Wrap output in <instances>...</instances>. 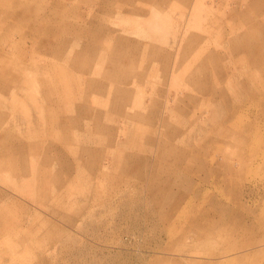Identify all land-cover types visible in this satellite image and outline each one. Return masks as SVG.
Wrapping results in <instances>:
<instances>
[{"label": "rangeland", "instance_id": "374dc122", "mask_svg": "<svg viewBox=\"0 0 264 264\" xmlns=\"http://www.w3.org/2000/svg\"><path fill=\"white\" fill-rule=\"evenodd\" d=\"M0 264H264V0H0Z\"/></svg>", "mask_w": 264, "mask_h": 264}]
</instances>
